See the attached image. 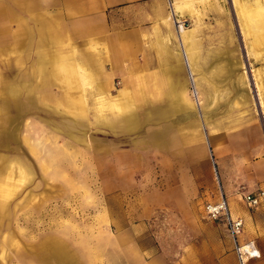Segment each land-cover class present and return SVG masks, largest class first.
I'll use <instances>...</instances> for the list:
<instances>
[{"label":"rangeland","instance_id":"obj_1","mask_svg":"<svg viewBox=\"0 0 264 264\" xmlns=\"http://www.w3.org/2000/svg\"><path fill=\"white\" fill-rule=\"evenodd\" d=\"M31 1L32 84H15L11 101L0 98V112L23 110L14 138L0 119V139L7 137L0 141V264H216L229 243L235 252L225 226L203 207L220 198L222 177L230 211L234 197L243 202L234 194L248 191L250 162L264 145V40L256 43L244 17L255 0H169L160 44L173 62L184 50L192 56L198 83L188 85V101L179 100L191 110L132 131L107 127L116 111L98 98L121 89L134 95L139 85L147 94L150 85L115 80L100 94L95 83L56 77L55 69L42 83L37 65L47 52L35 31L53 4ZM0 70L7 81L24 68ZM66 78L86 108L52 97L63 94ZM156 96L140 100L137 112L157 104ZM159 125L175 129L169 148L149 138ZM184 134L190 142L182 148Z\"/></svg>","mask_w":264,"mask_h":264},{"label":"crops","instance_id":"obj_2","mask_svg":"<svg viewBox=\"0 0 264 264\" xmlns=\"http://www.w3.org/2000/svg\"><path fill=\"white\" fill-rule=\"evenodd\" d=\"M50 1L53 8L51 11L46 8V15L45 18H41L39 31H35L40 42H45L39 50L47 52V57L41 59L42 62L37 65L43 69L40 73V80L42 81L43 78L42 83L45 81L50 83L48 79L53 77L55 69L56 77L78 76L80 77L78 82L84 85L95 83L94 89L100 94L104 83L115 80L124 84L150 85L147 94L143 87L138 91L139 85L134 95L121 89L116 96L106 95L98 98V101H104V107L116 111V121L111 120L110 125H104L113 129L117 127L132 131L141 127L143 123H162L179 110H191V105L186 102L180 103L179 100L182 95L183 100L188 101L187 92L191 79L189 72H195L192 56L188 67L182 53L178 58L181 63L173 62L163 57L165 48L160 44V37L163 35L161 31H167L169 0ZM31 2V0H0V68L13 71L16 63L18 69L24 68L22 72L12 74V78L7 81L4 80L5 76H2L0 70V98L5 97L8 101L15 99L13 93L15 84H22L23 87L32 84ZM41 2L44 4V0ZM47 12L51 13L50 18ZM51 44L56 48L49 47ZM184 67L187 70L188 80ZM61 82L64 87L63 94L52 97L62 100H82L86 108L84 101L87 99L84 96H74L72 81L66 78ZM195 82L198 83L196 79ZM76 88L80 89V86ZM156 95L159 97L157 104H149L140 115L137 112L138 102L147 98H156ZM23 99L26 101L31 99V96L25 95ZM11 109L13 108L0 112V119L3 117V122H7L3 131H6L8 139L12 136L14 138L16 123L17 121L18 124L21 123L19 119L23 111L11 114ZM25 109L28 108L24 106ZM77 113L76 111L73 114L77 115ZM71 121L74 119L72 118ZM74 127L72 129L75 134L72 138H76V134L80 133L79 125ZM174 130L173 126L159 125L149 133V138L158 148H169L170 143L175 139ZM177 131L179 132L180 129ZM7 137L2 136L0 141ZM179 140L180 143L182 142V148L190 142L185 134ZM256 152L258 157L255 156L256 158L251 160L250 174L244 180L248 191L240 192L239 195L234 194L236 197L239 196L241 201L244 193L264 190V145L259 144ZM222 182L220 190L228 200L229 186L223 177ZM218 200L219 198L215 202ZM230 203L233 207L231 211L233 217L243 221L238 244L243 246L252 242L258 252L255 257H246V264H264V207L249 208L244 201L235 202V197ZM226 231L228 232L227 228ZM230 244L228 251H224L221 257L218 254L216 264H236L238 257L236 251H232Z\"/></svg>","mask_w":264,"mask_h":264},{"label":"built area","instance_id":"obj_3","mask_svg":"<svg viewBox=\"0 0 264 264\" xmlns=\"http://www.w3.org/2000/svg\"><path fill=\"white\" fill-rule=\"evenodd\" d=\"M220 193L219 200L213 203H206L203 207V211L206 218L221 222L227 228L234 242L238 263L246 264V257H255L258 252L252 242L243 246L238 244V238L242 233L243 221L240 218L233 217L226 197L223 195L222 191ZM242 200L249 208L264 207V190L244 193L242 195Z\"/></svg>","mask_w":264,"mask_h":264},{"label":"bare ground","instance_id":"obj_4","mask_svg":"<svg viewBox=\"0 0 264 264\" xmlns=\"http://www.w3.org/2000/svg\"><path fill=\"white\" fill-rule=\"evenodd\" d=\"M254 2H255V4H254V7H252V9H247L245 7V5L243 7H241V9L243 11L247 9V11H248V13L245 11L246 14L244 15V17L247 20L246 21V23H247L246 28H248V30H250L249 33H252L254 35L253 37H256V41L258 40L256 43L258 44L259 41L264 40V3H262V2H264V0H262V2L260 0H255ZM185 32L186 31H183L184 34H185ZM248 35H250V34H248ZM257 47H258V45H257ZM182 54H184V59H186L185 63L187 64V67H188L190 65L189 59L191 58L190 57L191 54L187 50H184V52H182ZM189 76L191 77L190 84L193 83L194 86H196L194 74L191 71L189 72ZM195 94H196V99L198 97V100H199V95L196 92H195Z\"/></svg>","mask_w":264,"mask_h":264}]
</instances>
